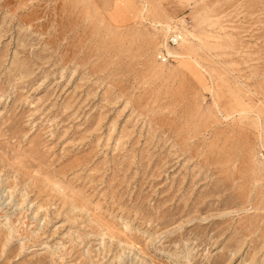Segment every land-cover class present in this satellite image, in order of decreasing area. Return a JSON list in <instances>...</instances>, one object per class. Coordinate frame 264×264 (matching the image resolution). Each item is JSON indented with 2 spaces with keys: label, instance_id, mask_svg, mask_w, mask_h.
I'll use <instances>...</instances> for the list:
<instances>
[{
  "label": "rangeland",
  "instance_id": "obj_1",
  "mask_svg": "<svg viewBox=\"0 0 264 264\" xmlns=\"http://www.w3.org/2000/svg\"><path fill=\"white\" fill-rule=\"evenodd\" d=\"M0 264H264V0H0Z\"/></svg>",
  "mask_w": 264,
  "mask_h": 264
},
{
  "label": "bare ground",
  "instance_id": "obj_2",
  "mask_svg": "<svg viewBox=\"0 0 264 264\" xmlns=\"http://www.w3.org/2000/svg\"><path fill=\"white\" fill-rule=\"evenodd\" d=\"M181 45L183 46L184 44L181 43ZM178 56V55H177Z\"/></svg>",
  "mask_w": 264,
  "mask_h": 264
}]
</instances>
